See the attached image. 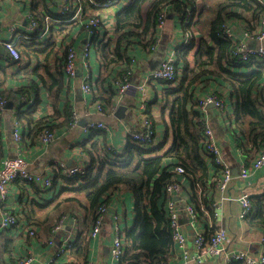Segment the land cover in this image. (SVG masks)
<instances>
[{"label":"crops","instance_id":"obj_1","mask_svg":"<svg viewBox=\"0 0 264 264\" xmlns=\"http://www.w3.org/2000/svg\"><path fill=\"white\" fill-rule=\"evenodd\" d=\"M39 1L37 5L36 0H0V48L5 50L3 42L14 40L21 53V60L9 65L8 52L0 49V87H4L5 91L11 94L7 103L12 102L11 109L4 107L0 120V167L4 159L20 155L27 161L32 173L50 177L53 183L47 189H43L36 183L21 180H15L9 185V194L4 208L13 212L17 221L9 228L0 231V264H15L28 252L35 254L32 264H66L69 262L73 264H126L113 259L111 247L117 227L123 231L124 247L129 249L131 246V238L127 237V231L134 228L137 218L136 201L132 190L123 186L112 194L107 206L108 211L103 229L97 237H91L92 214L88 210L86 191L92 187V184L83 189L80 187L82 182L74 183L73 180H69L66 173L68 168L73 166L84 163L89 166L94 154L96 160L94 174L99 173L102 178L103 174L111 168L107 164L104 165V162L117 159L127 147L130 132L141 127L140 118L143 109L140 91L137 87L144 81L149 71L161 66L168 50L175 49L178 55L179 49L188 45L186 35H190L189 40L192 39V35L186 31L185 25L177 20V17L168 15L165 26L157 29L156 36H159L161 40L159 48L156 51L138 47L132 50L129 54L131 67L120 75L118 73L120 67L113 65H109V69L105 67L99 55V46L108 36L113 37L114 16L130 0H126L125 3H122L123 0H118L111 6H115L114 12L111 11V7L95 11L94 14L101 21L100 30L96 34L84 27L85 21L82 18L91 13V9L87 6L82 7L81 0H72L66 14L61 13L64 0ZM202 4V0H194L196 15L194 14L193 19L195 21L199 19L198 11H201ZM47 9L48 13L42 15V12ZM61 15H68L70 19H74L63 24L59 22L58 16L61 17ZM43 16L52 17L47 30H45L47 25L43 23L41 31L39 30L40 32L36 34L39 40L27 43L28 40L23 36L30 38L32 35L34 37L33 34L37 32L40 22H43ZM33 19H37L35 30L31 27ZM54 25H56L55 28ZM228 25L235 31L236 38L231 40L235 44L239 41L245 42L251 48L258 46L255 39L246 38L244 31L258 33L261 26L263 27V21L252 31L246 28V23L241 20L231 21ZM19 35L22 37L19 38ZM196 37L198 40L200 33L196 34ZM87 42L91 43V47L88 57L83 58L81 49ZM32 43L37 45L32 49L48 48L51 51L50 48H52L53 54L47 62V70L39 67L38 60L23 54L26 48L22 46ZM70 48L78 53V70L74 78L64 73L66 62L64 53ZM160 48L164 52H160ZM196 53L197 49H192V58H188L191 65H193ZM113 69L116 70L112 74ZM250 70L251 68L245 69V72H250ZM39 74L45 78L47 83H50L51 78L56 80L60 78L63 82L62 91L56 93L57 89L54 88L53 94ZM86 77L89 78L94 88L93 92L86 93L82 90L81 84ZM106 77H109V82L113 84L111 85L115 90L113 96L105 89L107 84L102 85V80ZM124 78L129 80L131 87L126 93L120 94L119 82H123ZM152 85L154 86L151 89L153 100L149 111L153 121L156 119L157 123L153 139L146 143L145 147L152 151L159 144H163L164 151H166L173 140L172 133L166 134V126L162 124L168 123L169 108L164 107L168 98L164 94L169 86L157 83ZM213 86L222 94L224 108L219 110L214 105H210L203 109L205 110L203 122L207 120L212 124L223 157L231 166L233 180L225 191L217 187L213 190L207 188L205 194L212 200L213 214L206 209L205 205H202L203 216L199 217L197 207L192 203V197L194 193L202 195L204 191L199 192L197 186L192 184L187 175L186 177L176 175L177 179L182 181L176 201L180 208L188 204L193 205L197 215V219H192L185 208L181 211V225L188 237L187 249L192 252L193 238L196 233L209 236L214 232L211 233L209 230L219 226L225 228L230 237L226 254L232 251H244L258 255L264 251L262 241L264 230L252 228L247 218L241 217L240 196L244 189L253 192L264 189V167L251 168L246 179L240 177L242 165L245 163L251 165L255 156L245 154L236 140V133L241 127L235 119L236 103L233 93L229 87L219 84H213ZM23 89H29V95L22 98L18 93ZM206 94L207 92H201L198 98ZM98 96L102 100L97 99ZM99 104L104 106L105 115L99 112ZM120 106H125L127 109L119 118L115 113ZM30 109H34V118L40 119L50 115L57 120L56 123L59 125L53 131L54 140L49 145H44L38 137L29 135L28 124L25 120H17L18 110L27 114ZM15 121L18 122L17 125ZM93 122H104L109 129L94 131L86 129ZM15 129L21 135L19 142L13 138ZM115 151L119 152V155L115 156ZM151 155L154 154L148 156ZM159 209L168 219L167 195L166 199H161ZM60 220H62L61 228L53 233V227ZM32 229L36 230L35 236L29 235ZM68 242H71V247L67 246ZM164 260L156 263L141 261L140 264H189L185 260L184 251L174 241ZM204 264H224V262L208 259ZM229 264H240V262L231 261Z\"/></svg>","mask_w":264,"mask_h":264},{"label":"trees","instance_id":"obj_2","mask_svg":"<svg viewBox=\"0 0 264 264\" xmlns=\"http://www.w3.org/2000/svg\"><path fill=\"white\" fill-rule=\"evenodd\" d=\"M36 1L38 5L40 1ZM91 1L107 0H81L82 7L87 6L91 9V13L82 18L86 30H88L87 23L98 10ZM202 1L201 11H198L199 19L193 22L194 0H130L114 16L113 37L108 36L99 46V55L105 67L109 69V65L118 66L120 67L118 73L123 75L131 67L129 54L132 50L137 47L151 50L160 12L166 11L168 15L177 17V20L185 25L186 31L192 35L188 45L179 49L178 55L176 51V79L173 82L157 81V84L169 86L164 94L168 98L164 106L169 108L168 123L162 124L166 126V134L172 133L171 146L164 151L163 144H159L149 151L144 143L134 141L128 136L129 141L125 151L116 160L109 159L111 162H104V165L107 164L111 168L102 178L99 173L94 174L96 160L93 153L85 175L68 176L69 180H73L76 184L82 182L80 187L83 189L92 184V187L86 191L88 210L92 214V227L98 217L99 208L103 204L108 206L112 194L118 188L125 186L132 190L136 201L137 218L134 228L127 231V237L131 238V246L129 249L124 247V254L120 260L122 263L162 262L169 254L173 242L172 233L169 221L159 209V204L162 198L166 199L165 187L171 176L175 174L176 167L184 168L186 174L183 176L187 175L194 186H199L204 191L202 195L193 192L192 197V203L197 207L199 217L203 216L202 205L213 214L212 200L205 192L207 188L213 190L216 187L218 180L223 177V172L204 146L205 110L199 107V93H214L222 97L213 84L229 87L236 103L235 119L241 127L236 133L239 147L248 156L255 157L264 147V60L261 58L239 60L233 54L236 44L222 35L223 27L234 20L244 21L246 28L254 30L264 18V6L256 0ZM45 13H48V9L44 10L42 15ZM43 17V22H40L37 32L33 34L35 36L30 35V39H26L27 43L39 40L36 34L43 27L46 16ZM58 17L60 23L70 22L68 15ZM100 25L94 28L95 34L100 30ZM199 33L200 40H196V34ZM34 46H37L36 43L23 45L22 47L26 48L23 54L38 60L39 67L47 70V62L53 54L52 48L51 51L48 48L32 49ZM16 47L20 51L17 45ZM194 48L197 49V53L191 65L188 58H192L191 52ZM68 50H65V59ZM7 58L9 65L17 63L8 53ZM250 68V72H245V69ZM115 70L113 69L111 73L113 74ZM64 73L67 74L65 65ZM39 76L47 83L42 75ZM108 78L102 80V85L107 84L105 89L113 96L115 90ZM47 86L54 94V88L57 89L56 93L62 91L63 82L60 78L59 80L51 78ZM153 87L151 84L150 88ZM28 92L29 89H23L18 94L23 98L29 95ZM9 96L11 94L6 92L4 87H0V98L7 101ZM97 99L102 100L100 96ZM150 107L151 104L149 110ZM149 110L148 115H150ZM33 112L34 109H30L27 114L18 110L17 114V120L27 122L29 135L37 138L44 129L55 131L58 127L59 124L56 123L54 116L48 115L37 119L34 118ZM2 115L3 108L0 107V120ZM156 123L155 119V127ZM162 151L164 152L159 155ZM150 154L154 155L148 156ZM251 201L252 208L246 217L247 221L252 228L264 230V194L253 195ZM214 230L211 228L209 232L212 233Z\"/></svg>","mask_w":264,"mask_h":264},{"label":"built area","instance_id":"obj_3","mask_svg":"<svg viewBox=\"0 0 264 264\" xmlns=\"http://www.w3.org/2000/svg\"><path fill=\"white\" fill-rule=\"evenodd\" d=\"M118 0H107L104 2H95L91 1V4L96 6L98 10L110 8L114 3ZM263 4L264 0H256ZM72 0H64L62 14H66L69 11V5ZM74 18L70 19L73 20ZM52 20V17L46 16L44 23L48 28L49 22ZM68 20V21H70ZM168 21V14L166 11H162L159 14L157 29L162 28ZM263 27L262 29L256 33H250L249 31H244L246 38L255 39L258 42V46L251 48L246 45L245 42H237L235 45L234 55L239 60L249 61L252 58H261L264 60V18H263ZM100 18L98 16L92 17L87 23L88 31L93 32L94 28L99 26ZM193 22L195 20L193 19ZM31 27L33 30L37 27V21L32 20ZM14 31V29H13ZM222 35L227 40H234L236 38L235 31L227 24L223 27ZM22 36L19 35V38ZM190 35H186V42H189ZM25 39H30L26 36H23ZM161 44V40L159 36H156L154 39V43L151 47V51H156ZM91 43L87 42L81 49V56L83 58H87L90 51ZM3 46L5 50L8 52L9 56L13 58L14 61L21 60V53L18 51L16 47V41H5L3 42ZM78 53L75 49L70 48L68 50L66 63H65V72L71 78L77 76L78 70ZM176 50L170 49L168 50L165 59L162 61L161 66L156 70H151L147 73L144 81L137 87L140 91L141 98V106L143 109L141 116V127L136 128L134 131L130 132L128 136L131 137L132 140L140 142V143H148L153 139L155 134V125L153 118L147 114L149 110V106L153 100V93L151 91V84L157 83V81H166L173 82L176 79ZM82 90L86 93L93 92L94 88L91 86L90 80L88 77L83 79L81 84ZM131 87L130 82L127 78H124L123 82H119V92L120 94L126 93ZM7 101L3 98H0V107L3 108L6 105ZM199 107L202 109L207 108L210 105H214L219 110L224 108V100L214 93H207L204 97L199 99ZM99 112L102 115H105V108L102 104L98 105ZM17 125L18 122L15 121ZM86 129L91 130H108L109 127L104 122H93ZM13 138L15 141L19 142L21 140V135L15 129ZM39 140L44 145H49L54 140V133L51 130L44 129L41 134L38 135ZM204 146L206 150L210 153V155L215 160V163L219 165L223 172V177L218 180L216 187L221 190H227L229 184L233 180L231 173V166L227 161H225L223 157V152L217 143V137L212 127V124L204 120ZM264 146V143H263ZM112 150V148H110ZM119 155V152L115 151V156ZM115 158V157H114ZM116 160V159H114ZM88 167L87 163L80 164L77 166H73L68 168L67 175L75 176L77 174H86V168ZM264 167V147L260 154L254 158L251 165L249 163H245L241 167L240 177L242 179H246L249 176L251 168L259 169ZM174 175L171 176L168 181L165 190L167 195V217L169 221V226L171 228L173 241L184 251V257L187 263L189 264H204L208 259H216L222 260L224 264H229L231 261L240 262V264H264V251L259 253L258 255L250 254L248 252L240 251V252H228V245L230 243V237L228 231L223 227H216L212 235L206 236L202 233H196L193 238V248L192 252L187 249L188 237L186 236L183 227L181 225V211L185 208L187 212L191 215L192 219H197V215L195 213V209L193 205H186L185 207L180 208L178 202L176 201V195L179 194L181 190L182 181L178 180L176 175H185L186 172L182 167H176L174 170ZM15 180H21L29 183H36L40 185L43 189L50 188L52 186L53 180L50 177H43L39 174L32 173L28 168V163L24 159V157L18 155L14 158H6L3 160V163L0 167V207H1V218H0V231H3L10 226L14 225L17 221L16 216L13 212L6 210L4 208L5 201L9 194V185ZM199 192H201L200 187H196ZM259 192H253L248 190H243L240 196V202L242 206V218H246V216L250 213V209L252 208L251 197L253 194H264L263 190H255ZM108 207L106 204H103L98 211V217L95 220L92 230L91 237H97L103 229L106 215H107ZM215 216L217 213L215 212ZM62 225V220H60L52 229L53 233L59 231ZM213 225V223H212ZM211 225V226H212ZM30 236L36 235V230L32 229L29 231ZM264 242V237L262 238ZM68 247H71V242H68ZM111 254L115 261H120L124 254V245H123V231L117 227L115 229V237L113 240V244L111 247ZM35 260V254L33 252H28V254L19 260L15 264H32ZM220 263V262H219ZM66 264H73V262H69ZM90 264V263H89Z\"/></svg>","mask_w":264,"mask_h":264},{"label":"water","instance_id":"obj_4","mask_svg":"<svg viewBox=\"0 0 264 264\" xmlns=\"http://www.w3.org/2000/svg\"><path fill=\"white\" fill-rule=\"evenodd\" d=\"M1 50H2V48H0ZM3 52L5 51L4 49L2 50ZM163 51V49L162 48H160V52H162ZM164 52V51H163ZM159 68V67H158ZM158 68H153L152 70H156V69H158ZM5 108L6 109H11L12 108V102H9V103H7L6 105H5ZM126 107L125 106H120L119 108H118V111L115 113V115L116 116H118L119 118L121 117V115H123V113L126 111ZM233 176V175H232Z\"/></svg>","mask_w":264,"mask_h":264},{"label":"rangeland","instance_id":"obj_5","mask_svg":"<svg viewBox=\"0 0 264 264\" xmlns=\"http://www.w3.org/2000/svg\"><path fill=\"white\" fill-rule=\"evenodd\" d=\"M126 2V0H123V2L122 3H125ZM122 3H120L121 5H122ZM117 5V4H116ZM111 11L112 12H114L115 11V6H113V7H111Z\"/></svg>","mask_w":264,"mask_h":264}]
</instances>
